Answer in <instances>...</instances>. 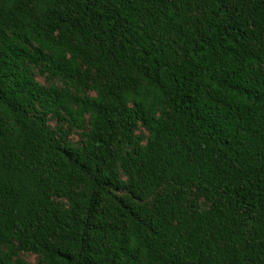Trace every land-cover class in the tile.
Masks as SVG:
<instances>
[{"label": "trees", "instance_id": "16d2710c", "mask_svg": "<svg viewBox=\"0 0 264 264\" xmlns=\"http://www.w3.org/2000/svg\"><path fill=\"white\" fill-rule=\"evenodd\" d=\"M0 264H264V0H0Z\"/></svg>", "mask_w": 264, "mask_h": 264}]
</instances>
